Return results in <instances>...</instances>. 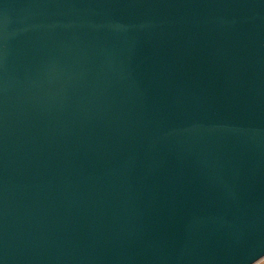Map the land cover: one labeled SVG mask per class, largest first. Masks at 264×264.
Listing matches in <instances>:
<instances>
[{
    "label": "water",
    "instance_id": "1",
    "mask_svg": "<svg viewBox=\"0 0 264 264\" xmlns=\"http://www.w3.org/2000/svg\"><path fill=\"white\" fill-rule=\"evenodd\" d=\"M264 257V0H0V264Z\"/></svg>",
    "mask_w": 264,
    "mask_h": 264
},
{
    "label": "rangeland",
    "instance_id": "2",
    "mask_svg": "<svg viewBox=\"0 0 264 264\" xmlns=\"http://www.w3.org/2000/svg\"><path fill=\"white\" fill-rule=\"evenodd\" d=\"M256 264H264V257L261 260H259Z\"/></svg>",
    "mask_w": 264,
    "mask_h": 264
},
{
    "label": "built area",
    "instance_id": "3",
    "mask_svg": "<svg viewBox=\"0 0 264 264\" xmlns=\"http://www.w3.org/2000/svg\"><path fill=\"white\" fill-rule=\"evenodd\" d=\"M260 260H261V259H260ZM257 262H258V261H257ZM257 262H256V263H257ZM256 263H254V264H256Z\"/></svg>",
    "mask_w": 264,
    "mask_h": 264
}]
</instances>
